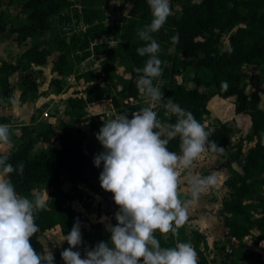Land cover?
I'll list each match as a JSON object with an SVG mask.
<instances>
[{"label": "trees", "instance_id": "obj_1", "mask_svg": "<svg viewBox=\"0 0 264 264\" xmlns=\"http://www.w3.org/2000/svg\"><path fill=\"white\" fill-rule=\"evenodd\" d=\"M13 1L0 0V32H16L15 39L18 41H27L35 33L47 30L52 15L58 16L59 22L70 20L65 11L74 3L73 0H17L19 8L15 15L23 13L24 17L19 21H7L3 5ZM96 1H80L81 16L78 13L75 16L77 20L80 16L87 26L70 38L64 31L56 46L59 52L53 60V70L57 74L51 78L50 84L60 88L59 76L73 73L76 82L83 85V94L67 98L68 109L64 110L57 123L48 122L36 132L39 139L46 141L57 133L59 145H49L32 153L35 138L24 137L18 145L0 151L10 154L8 163L14 168L23 163L22 173L14 171L7 177L19 195L32 199L30 195L34 188L40 185L50 188L44 209L36 213L35 223L39 231L30 238V242L37 252L52 251L55 260L62 263L60 253L69 247L64 242L65 235L75 223L85 219L84 213L70 204L72 192L81 195L76 182L87 177L99 179L103 167L102 163L100 167L93 163L94 156L104 151L103 146L95 133H89L82 125L88 122L90 130H99L87 107L109 99L116 114L128 113L131 118L132 112H139L144 105L140 99L142 92L136 85L139 74L135 69L143 68L148 59L137 53V49L145 44L138 38L137 29L152 20L147 0H120L126 16L114 25L116 40L112 45L104 39L109 24L104 23L103 9L95 5ZM174 1L177 6L171 3ZM170 8L171 14L166 23L152 34L160 45L157 55L161 61L160 78L163 80V99L156 111L157 118L165 127L176 123V116L168 108L171 101L190 111L200 123L211 114L208 102L213 95L229 100L227 102L232 104L234 113L248 115L252 129L248 138L254 139V142L246 149L241 141H232L233 127L226 120L215 117L206 131L210 133L209 141H214L218 149L230 150L231 176L224 181L229 192L222 198V213L227 234L239 245L233 248V256L223 259L221 264H241L240 259L248 264H264L261 253L255 251L252 244L242 242L247 235L252 237L253 244L264 242V105H258L257 90L249 92L246 89L242 70L244 64L262 65L264 78V0H171ZM222 33L229 34V45L219 50L217 43ZM177 35L179 40L174 42L172 37ZM92 50L106 55L105 75L92 68L79 70L72 67ZM49 52L45 44L36 42L22 50L21 56L25 60L14 63L2 61L0 93L9 94L12 88L9 75L24 69L20 99H26L29 93L33 96L37 81L30 76L31 64L44 63ZM70 54L76 60L74 65L71 63L66 67ZM115 61L123 66L121 75L115 70ZM188 66H192L190 80L194 84L191 86L179 80V75ZM105 77L108 83H99L98 79ZM116 78L121 86L112 91L110 83ZM223 82H227L226 89L222 87ZM70 117H74V122L68 120ZM179 144L177 137L170 140L167 147L178 154ZM65 180L72 183L69 189L63 188ZM55 225L60 227L62 242L46 250L40 237L46 229ZM80 231L83 243L73 250L81 252L86 245L111 242V233L104 235L97 226L94 230L80 226ZM156 237L162 247H173L176 242H190L198 258L207 264L204 255V250L208 249L207 242L198 230L187 231L183 224L175 236L169 233L165 238L157 231Z\"/></svg>", "mask_w": 264, "mask_h": 264}, {"label": "clouds", "instance_id": "obj_2", "mask_svg": "<svg viewBox=\"0 0 264 264\" xmlns=\"http://www.w3.org/2000/svg\"><path fill=\"white\" fill-rule=\"evenodd\" d=\"M152 20L137 29V36L145 44L137 49L147 56L139 74L137 88L152 103H159L163 93L153 85L162 73L158 58L160 45L153 38L171 14L170 0H147ZM178 42L179 37H172ZM227 82L222 83L227 88ZM168 108L176 116V123L162 129L157 112L151 107L139 112L121 113L103 123L96 139L104 151L95 155L96 167L103 164L99 174L100 186L113 194L118 206L117 223L110 225V241H100L87 248L82 257L77 249L82 243L79 223L65 235L69 245L61 251L64 264H198V253L190 242H176L173 247H162L157 231L167 238L174 236L187 219V202L178 195V184L183 170L189 169L210 150H218L210 135L190 111L169 101ZM264 135V133H262ZM179 137L180 153L170 151V140ZM10 143V129L0 124V146ZM9 153H0V264H55L52 251L37 252L31 242L39 227L36 213L43 210L47 193L29 199L17 193L10 179L14 171L22 173L23 163L16 168L8 163ZM193 196L208 186V178L190 176ZM264 244V242H262Z\"/></svg>", "mask_w": 264, "mask_h": 264}, {"label": "rangeland", "instance_id": "obj_3", "mask_svg": "<svg viewBox=\"0 0 264 264\" xmlns=\"http://www.w3.org/2000/svg\"><path fill=\"white\" fill-rule=\"evenodd\" d=\"M81 0H73V2L77 5H72L70 8H68L67 16L71 18V21L74 22L76 20V14H79L78 6L81 7L80 5ZM171 1V0H170ZM174 3L176 6L178 3L176 1L171 2ZM95 5L97 7H100L103 9V16H104V23L109 24L108 31L106 33L105 39L107 40L108 43H113L115 42V29L114 25L116 23H120L125 15V8L122 6L120 0H98L95 2ZM19 8V5L17 4V0H14L12 4H7L5 3L3 5L4 9V15L8 17L10 21L16 20L19 21L23 19L24 14L20 13L18 16L15 15V11ZM81 9V8H80ZM72 16V17H71ZM69 18V19H70ZM59 18L56 15L50 16V27L40 33V37H38L39 42H42L45 44L51 51V54L54 55L56 53V46L60 39L63 37L64 30L62 29V24L59 22ZM78 20H76V23ZM83 26L76 27V30L78 33H81L83 30ZM229 34L228 33H222L219 41L217 43V47L219 50L225 49L229 45ZM12 50L11 45H8L7 49H5V52L8 53L9 56V50ZM13 51V50H12ZM10 51V53L12 52ZM12 59L17 58V52L10 54ZM4 56V54H0V57ZM68 62L66 67L69 66V64L75 63V58L72 56V54L69 55ZM107 62V58L94 54L92 56L87 57L82 64L79 65L75 64V66H72L73 68L76 69H81V68H92L96 70L97 72L100 71L102 75H105L103 70L105 63ZM54 65V63L52 64ZM115 65V70L117 73L120 75L123 73V66L119 65L117 61L114 62ZM262 65H255V64H244L242 66V70L244 72V83L246 86V89L249 92H252L254 90L258 91L259 94V100H258V105L263 106L264 105V78H263V70H262ZM26 72V70H21L20 72L14 74V82L19 84L21 82V78L23 73ZM191 72H192V66H188V68L184 69L181 74L179 75V80L184 82L187 86H191L194 83L190 80L191 79ZM48 74H44L43 72H37L36 69L32 68L30 72V76L33 78L38 79V83L40 86L44 87L47 85V76ZM51 78V77H50ZM107 77L99 78L98 81L101 84L108 83ZM59 86L60 90L58 91V95L55 97H51L50 99L48 98L45 102H42L40 106L35 109L32 115V119H37L40 118L43 112H47L49 116H55V117H61L60 113H62L65 109H68L67 105V98L69 96H76L82 94V87L83 85L79 86L76 80L74 79L73 73H63L59 77ZM163 80L158 77L153 80V85L155 87H158L161 90ZM120 84L119 79H115L113 82L110 83L112 91L114 89L117 90V87ZM56 86L52 84L51 86H48V88L44 89L42 88V91L47 92V91H53L54 93L58 90H56ZM162 92V90H161ZM57 93V92H56ZM47 94V93H46ZM140 99L143 101L144 107H151L154 111H157L160 107V102L159 103H152L149 101V99L143 94H140ZM229 101V100H227ZM225 99H223L219 95H213L208 102V107L211 110V114L209 117L205 118V120L201 121L200 123L204 126L205 130L208 125H211L215 121V117L221 119V120H226L231 123L233 127V133H232V141L234 143L241 141L243 144V147L246 149L249 145H251L254 142V139L251 140L248 137L251 134V124H250V119L248 115L242 114V113H234L232 104L227 102ZM50 103L52 106H50ZM50 106V107H49ZM95 112L97 117H102L98 118L96 120L98 129L103 126V123H107L110 121L111 117H108L106 114L107 112V105L103 104L101 106H95L87 109L88 113ZM214 116V117H213ZM52 119V117H51ZM74 117H71L69 120L70 122H73ZM26 119H20V120H15L12 121L11 126H9L10 129V135L14 137V144L15 146L18 145L23 141V136L20 134V128L23 127L21 122H26ZM15 124V125H13ZM86 129L89 126L88 122L82 123ZM162 129L165 128V125L161 123ZM21 135V136H20ZM227 155L230 158V150H227ZM102 165V164H101ZM231 173L229 171L228 176L230 177ZM7 178V177H6ZM71 186V183L69 181H64L63 182V188L64 189H69ZM50 188L45 186V185H40L36 188H34L31 192L30 198L36 199L43 197L45 193L49 192ZM229 190L226 188L225 191L222 192V197H225L228 194ZM84 196V195H83ZM82 196V198H83ZM75 201V198H73ZM71 201V200H70ZM72 205V203L70 202ZM76 206V205H75ZM100 207V204H99ZM105 214L107 215V211L103 208ZM96 226V223H90L87 224L86 227L89 228H94ZM187 231L192 230V227H187ZM226 233L222 230L219 232V234L216 235L214 241L211 243L210 248L204 250V255L206 258V263L207 264H221L223 259L229 258L230 256H233V248L237 247L239 245V242L237 240H231L230 243L224 238V235ZM42 243L46 247V250H50L56 245L60 244V229L55 228L52 229L51 231H45L41 235ZM243 244H252V247L255 251L261 253V255L264 257V244H262L263 241H260L259 243L253 244L252 237L250 235H247L243 238L242 240ZM109 244L111 242L108 241ZM93 246H85L81 250V256L83 257L85 255L86 249L90 248ZM241 264H248L244 259H240ZM55 264H64V262H59L55 260ZM198 264H205L203 260L198 258Z\"/></svg>", "mask_w": 264, "mask_h": 264}, {"label": "crops", "instance_id": "obj_4", "mask_svg": "<svg viewBox=\"0 0 264 264\" xmlns=\"http://www.w3.org/2000/svg\"><path fill=\"white\" fill-rule=\"evenodd\" d=\"M78 7H79L78 10H80L79 15L81 16V9H80L81 7L80 6ZM65 12L67 14L68 9ZM80 16H79V20L77 21L78 23H76L77 19L75 20V23L76 25L81 24L83 28L85 29L87 24L82 20ZM5 19L7 21H10L8 17L6 16H5ZM68 21H71V19ZM42 32L35 33L31 37H29L27 41L16 40L15 39V35L17 34L16 32H13V33H9L6 31L0 32V54L1 53L4 54V56L0 57V64L2 63V61L14 63L21 59L25 60L21 56L22 50L32 43L39 42L36 39L40 37L39 34ZM70 37L71 36L67 35V38H70ZM105 41L107 40L105 39ZM113 43H108V44L112 45ZM8 45H11V48L13 50L12 51L10 49L8 51L9 56H8V53L5 52V49H7ZM10 51L14 53L17 52L18 54L17 58L15 59L10 58L11 57L10 54H12V52L10 53ZM58 52L59 51L57 50L54 55L51 54V57H49L51 53L50 51L44 63L32 62L31 66L32 68L36 69L37 72H43L44 74L45 73L48 74L47 75L48 76L47 85H45L44 87L40 86V84L38 83L39 82L38 79L35 78V80L37 81V90L34 91L33 96H31V93H29L26 99L24 100L20 99V92H21L20 83L17 84L13 80L14 74L18 72H13L9 75V81L12 87L9 94L0 93V117L4 118V120H1L0 118V124H6L9 127L11 126L12 121L27 118L26 122H21L23 127L20 128V134H22L23 138L24 137L35 138L34 146L31 149L32 153L41 148H45L49 145H55V146L59 145L57 133L54 136H52L49 140L46 141V140L39 139L36 135V132L38 129L42 128L48 122H53V124L55 125L60 117L49 116V114L47 117H45L43 116V113H42L40 118L32 119L33 118L32 115L35 109H37V107L40 106L42 102H45L48 98L50 99L53 96L56 97L58 95V91L60 90V88L56 87V90L58 89L57 91L55 90L57 93L56 92L54 93L53 91H47V92L42 91V88L46 89L48 88V86H51L50 84L51 78L57 74V72L53 70L52 64L54 63L53 60L58 54ZM94 54L102 55L104 53H98L92 50L91 54H89L88 56H86L79 62V65L82 64V62L87 57L92 56ZM82 69H88V68L85 67V68H81L80 70ZM78 85L81 86L80 84ZM120 86H121V82L119 86L117 87V89H119ZM114 91H116V89H114ZM103 104L107 105L106 115L108 117L111 116V114L116 113L109 99H106L102 103L88 106L87 109L91 107H95V106H101ZM50 106H52L51 103H50ZM63 112L60 113V116L63 115ZM91 114L93 115L95 120H97L98 118H102V117H97L95 112L91 111ZM70 118H68V120ZM73 122H74V119H73ZM87 131L89 133H95V135L99 132V130L97 131L95 128L90 130V126H88ZM14 146H15L14 137L10 135V143L0 146V151L2 152L7 151L9 148L14 147ZM226 152L227 150H221V149L209 151L204 156L203 159L199 161H195L189 169L183 170L180 175V183L178 184V189H177L179 198L182 201L187 202V219L184 222L185 227L186 226L192 227L193 229H196L200 233H202V235L206 239L208 248H210L211 243L214 241L216 235L219 234V232L222 230L226 233L224 235V238L229 243L231 240H234V238H232L231 236L227 234V227L223 221L224 214L222 213V198H223L222 192L225 191L226 188H228L224 181L225 179L228 178L227 176L230 171L229 170L230 158L228 157ZM190 176L208 178L207 188L203 192L196 195L195 197L193 196L192 186L189 183ZM89 179L90 178L87 177V179L78 180L76 182V186L78 187L81 195L78 196L75 192H72V198L70 202L72 203V206L74 208L82 211L85 215V219L79 221V225L82 228L86 230L90 229L89 227H86L87 224L96 223V226L99 228L102 234L104 235L110 234V231L108 230L109 226L115 225V222H117L115 219V214L114 216H109L108 214L107 215L105 214L104 210H102L105 207L104 206L105 196L101 192H98V190H96V188L90 182ZM65 181H69V180H65ZM73 198H75V201L73 200ZM99 204H100V207H99ZM117 211H118V208L115 211V213ZM96 226H94V228L92 227V230H94ZM55 228L60 229L59 225H55L51 227L50 229H46L45 231H51L52 229H55ZM62 239H63V235L60 230V239H59L60 243L62 242ZM86 246H90V245H86Z\"/></svg>", "mask_w": 264, "mask_h": 264}, {"label": "built area", "instance_id": "obj_5", "mask_svg": "<svg viewBox=\"0 0 264 264\" xmlns=\"http://www.w3.org/2000/svg\"><path fill=\"white\" fill-rule=\"evenodd\" d=\"M62 24V29L66 32V34L68 36H71L72 34H74L75 32H77L76 27L82 26L81 24L76 25L75 21H67V20H63L61 22ZM102 56L106 57L105 54H102ZM118 114L113 113L111 114V119L115 118ZM43 116L47 117L48 113L45 111L43 112ZM110 119V120H111ZM90 182L94 185V187L96 188V190H98V192H101L104 196H105V210L107 211V214L109 216H114L115 211L117 210L118 206L115 204L114 200H113V194L111 192H107L105 190H103L100 186V182L98 178L95 177H89Z\"/></svg>", "mask_w": 264, "mask_h": 264}]
</instances>
